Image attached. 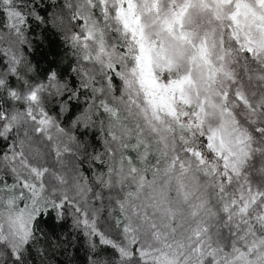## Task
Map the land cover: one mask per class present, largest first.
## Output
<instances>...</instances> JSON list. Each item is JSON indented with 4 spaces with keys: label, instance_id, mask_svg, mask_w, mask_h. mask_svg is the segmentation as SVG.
Here are the masks:
<instances>
[{
    "label": "snow or ice",
    "instance_id": "obj_1",
    "mask_svg": "<svg viewBox=\"0 0 264 264\" xmlns=\"http://www.w3.org/2000/svg\"><path fill=\"white\" fill-rule=\"evenodd\" d=\"M0 264H264V0H0Z\"/></svg>",
    "mask_w": 264,
    "mask_h": 264
},
{
    "label": "trees",
    "instance_id": "obj_2",
    "mask_svg": "<svg viewBox=\"0 0 264 264\" xmlns=\"http://www.w3.org/2000/svg\"><path fill=\"white\" fill-rule=\"evenodd\" d=\"M59 50V49H58ZM45 51H47V50H45Z\"/></svg>",
    "mask_w": 264,
    "mask_h": 264
}]
</instances>
